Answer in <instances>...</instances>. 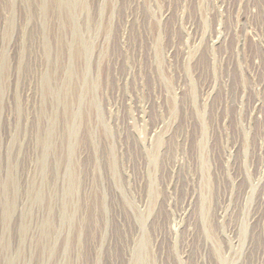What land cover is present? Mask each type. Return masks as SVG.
I'll return each mask as SVG.
<instances>
[{"label":"rangeland","instance_id":"rangeland-1","mask_svg":"<svg viewBox=\"0 0 264 264\" xmlns=\"http://www.w3.org/2000/svg\"><path fill=\"white\" fill-rule=\"evenodd\" d=\"M0 264H264V0H0Z\"/></svg>","mask_w":264,"mask_h":264}]
</instances>
